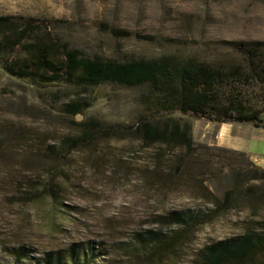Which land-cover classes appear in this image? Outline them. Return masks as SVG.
<instances>
[{"label": "rangeland", "instance_id": "obj_1", "mask_svg": "<svg viewBox=\"0 0 264 264\" xmlns=\"http://www.w3.org/2000/svg\"><path fill=\"white\" fill-rule=\"evenodd\" d=\"M0 16L104 60L176 56L226 66L237 58L230 43L264 42V0H0ZM144 91L108 84L78 99L63 85L30 84L0 68V264H17L19 252L34 260L64 256L73 245L87 264H205L206 247L261 231L264 203L253 211L242 201L186 229L168 220L211 212L233 190L239 158L146 148L127 132L83 137L91 120L102 128L152 120L141 105ZM80 100L90 103L81 115L64 112ZM171 118L191 127L196 145L221 148L220 124ZM232 135L264 169V130L235 124ZM244 183L240 193L259 190L258 182Z\"/></svg>", "mask_w": 264, "mask_h": 264}, {"label": "trees", "instance_id": "obj_2", "mask_svg": "<svg viewBox=\"0 0 264 264\" xmlns=\"http://www.w3.org/2000/svg\"><path fill=\"white\" fill-rule=\"evenodd\" d=\"M34 33L35 28L28 22L0 16V68L8 76L34 85H63L73 89L78 99L108 84L145 88L141 105L152 120L143 118L136 126L106 128L91 120L84 124V138L91 136L90 131L127 132L146 148L159 145L184 151L186 156L215 152L221 158L237 157L251 168L245 171L241 162L234 163L238 170L234 171L233 190L222 201L215 200L211 212L171 213L168 220L174 225L186 229L207 223L208 216L222 217L226 209L235 208L242 201L253 211L264 203V169L255 167L246 153L196 145L191 127H181L171 118L181 114L212 124L249 125L264 130V42H232L236 60L227 61L226 66H211L176 56L123 61L89 58L65 45L35 37ZM89 106V100L73 101L64 106V112L76 117ZM156 119L164 121L155 123ZM245 181L258 182L259 190L248 187L240 193ZM260 224V232L248 231L206 247L205 264H264V220ZM17 256V264H68V260L87 264L84 249L75 245L64 256L48 253L37 260L27 253L19 252Z\"/></svg>", "mask_w": 264, "mask_h": 264}, {"label": "crops", "instance_id": "obj_3", "mask_svg": "<svg viewBox=\"0 0 264 264\" xmlns=\"http://www.w3.org/2000/svg\"><path fill=\"white\" fill-rule=\"evenodd\" d=\"M234 125L235 124L219 125V129L216 130V134H217L216 146L232 151L246 153L254 162L255 158L253 154L249 151L248 147H246L244 143L241 142L238 138H233L234 136L232 135V130ZM240 131L242 130L240 129Z\"/></svg>", "mask_w": 264, "mask_h": 264}, {"label": "built area", "instance_id": "obj_4", "mask_svg": "<svg viewBox=\"0 0 264 264\" xmlns=\"http://www.w3.org/2000/svg\"><path fill=\"white\" fill-rule=\"evenodd\" d=\"M262 164H264V162H262Z\"/></svg>", "mask_w": 264, "mask_h": 264}]
</instances>
